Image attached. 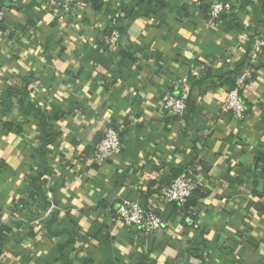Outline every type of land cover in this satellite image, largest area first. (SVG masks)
<instances>
[{
  "label": "crops",
  "instance_id": "obj_1",
  "mask_svg": "<svg viewBox=\"0 0 264 264\" xmlns=\"http://www.w3.org/2000/svg\"><path fill=\"white\" fill-rule=\"evenodd\" d=\"M53 3L71 4L62 23ZM232 3L211 21L202 0H0V264H264V0ZM246 67L240 121L220 105ZM184 74L187 110L163 118ZM119 123L120 153L89 163ZM188 169L165 227L117 223L121 199L147 207Z\"/></svg>",
  "mask_w": 264,
  "mask_h": 264
},
{
  "label": "built area",
  "instance_id": "obj_2",
  "mask_svg": "<svg viewBox=\"0 0 264 264\" xmlns=\"http://www.w3.org/2000/svg\"><path fill=\"white\" fill-rule=\"evenodd\" d=\"M207 7V15L211 21L221 16H231L233 13L232 0H202ZM71 9L70 3H53L52 10L62 23ZM63 13L61 18L60 14ZM5 17V11L0 7V24ZM117 15L107 26L105 45L110 47L117 45L121 39V33L116 27ZM6 35V30L0 28V37ZM264 48V40L253 37L250 52V60H254ZM250 64V63H249ZM190 73H193L191 70ZM250 77L249 67L239 69L234 78V87H228L220 105L222 113H230L237 120L243 121L246 110L243 100L240 98V90L246 86ZM190 75L184 74L175 78L169 88L165 89L160 99V115L163 118L180 119L185 114L187 101L190 93ZM125 125L119 123L105 126L101 138L94 144L85 159L91 164L104 162L108 157L121 151V133ZM196 184L193 172L186 170L182 174L172 178L166 185L161 187L154 195V201L147 207L142 206L140 201L124 198L114 208V217L117 223L133 229H142L147 234H153L166 226V222L160 217L158 210L161 206L169 207L172 203H184L191 197ZM1 245V241H0Z\"/></svg>",
  "mask_w": 264,
  "mask_h": 264
},
{
  "label": "trees",
  "instance_id": "obj_3",
  "mask_svg": "<svg viewBox=\"0 0 264 264\" xmlns=\"http://www.w3.org/2000/svg\"><path fill=\"white\" fill-rule=\"evenodd\" d=\"M232 87H234V83L231 84L230 88H232ZM187 103H188V101H187ZM186 110H187V108H186ZM185 112H186V111H185ZM194 191H195V190H193V193H194ZM193 193H192L191 197L193 196ZM191 197H190V198H191ZM190 198H188V199H190ZM188 199H187V200H188ZM187 200H186V201H187ZM173 204H174V203H173Z\"/></svg>",
  "mask_w": 264,
  "mask_h": 264
}]
</instances>
